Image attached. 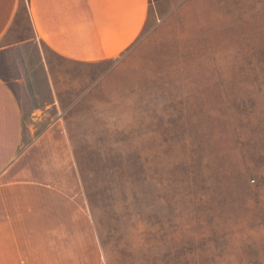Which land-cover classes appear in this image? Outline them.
<instances>
[{"label": "rangeland", "instance_id": "1", "mask_svg": "<svg viewBox=\"0 0 264 264\" xmlns=\"http://www.w3.org/2000/svg\"><path fill=\"white\" fill-rule=\"evenodd\" d=\"M46 54L56 106L9 179L76 200L47 220L64 264H264V0H152L123 54Z\"/></svg>", "mask_w": 264, "mask_h": 264}, {"label": "crops", "instance_id": "2", "mask_svg": "<svg viewBox=\"0 0 264 264\" xmlns=\"http://www.w3.org/2000/svg\"><path fill=\"white\" fill-rule=\"evenodd\" d=\"M151 5L0 0V264H64V234L48 231L47 220H63L54 200H76L41 181L9 179L31 152L33 120L56 106L46 50L76 63L115 58L137 42Z\"/></svg>", "mask_w": 264, "mask_h": 264}]
</instances>
